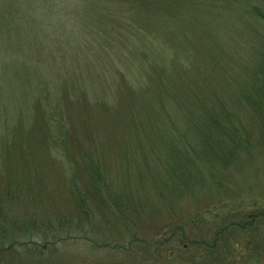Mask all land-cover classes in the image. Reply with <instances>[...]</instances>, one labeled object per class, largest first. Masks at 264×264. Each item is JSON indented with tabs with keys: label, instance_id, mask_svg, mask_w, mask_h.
<instances>
[{
	"label": "rangeland",
	"instance_id": "374dc122",
	"mask_svg": "<svg viewBox=\"0 0 264 264\" xmlns=\"http://www.w3.org/2000/svg\"><path fill=\"white\" fill-rule=\"evenodd\" d=\"M220 3L223 8L211 0H0L7 5L0 13V134L17 139L8 146L0 139V182L19 185L46 173L40 141L43 132L52 139L50 128L15 126L31 127L23 98L37 99L38 85L48 86L69 106L73 126L88 136L75 142L88 162L154 206L128 213L136 240L129 231L116 234L110 245L99 233L93 236L98 245L108 244L103 258L111 264H264V145L223 171L203 168L206 183L176 200L174 211L165 207V191L194 170L185 154L195 155L180 132L198 137V130L185 122L206 119L213 103L216 111L239 104L241 65H226L213 53L214 46L230 55L227 43L212 40L215 27L203 15L240 12L244 0ZM218 21L235 48L243 44L249 51L246 74L264 71V31L254 21L244 20L242 28ZM142 31L160 38L156 50L169 45L175 55L141 52L133 36ZM22 234L11 236L43 242ZM83 243L81 251L95 245Z\"/></svg>",
	"mask_w": 264,
	"mask_h": 264
},
{
	"label": "trees",
	"instance_id": "16d2710c",
	"mask_svg": "<svg viewBox=\"0 0 264 264\" xmlns=\"http://www.w3.org/2000/svg\"><path fill=\"white\" fill-rule=\"evenodd\" d=\"M211 1L222 7L220 0ZM5 4L0 6V13L7 6ZM203 17L208 18V23L215 27L212 40L219 37L223 43H227L225 52L228 50L230 55L214 46L213 53L221 54L222 62L226 65L240 63L237 73L241 81L237 85H243V88L240 91L239 104L228 108L224 106L216 111L218 103H213L211 114L206 119H194L190 116L185 122L198 130V137H190L186 131L180 132L182 142L189 143V149L195 155L194 158L185 154L186 159L194 163V170L189 171L184 179L175 181L173 187H170L172 191H165V207L171 211L175 209L176 200L185 198L186 194H193V187L204 182L203 168L208 167L213 173L223 171L235 165L244 154H252V151L264 145V71L261 67H256L252 77L250 73L246 74L252 62L249 51L243 44L235 48L225 34V25L221 27L218 21L222 17L228 22L237 23L240 28L243 27L244 20L254 21L260 31H264V2L244 0L240 12L215 11ZM3 25L5 22L0 18V34L4 33ZM219 26L223 31L219 30ZM151 38L153 41H150ZM133 39L141 52L154 49L170 59L175 55L169 45L164 52L156 50L159 47L155 42L161 44L160 38L144 35L143 31L133 36ZM37 95V99L23 98V105H28L25 118H28L31 127L20 124L15 129L39 131L41 128L45 130V124L48 125L52 139L48 141L43 132L40 141V145L45 147L43 157L48 160L46 173L44 176L43 173L35 174L32 176L34 179L29 178L19 185L1 180L0 264H66V261L67 264H97L96 260L100 264L108 260L107 264H111L109 259L102 257V250L110 245L113 238H118L116 234L129 231L130 235L127 236L136 240V232H131L135 224L131 222L128 213L137 215L142 210H154V206L149 207L153 204L143 193H130L125 187L115 186L110 173L104 175L100 167L88 162L82 145L78 147L75 143H81L82 136L83 139L88 136L80 132L79 127L73 126L69 106L62 100L61 95L54 94L48 86L43 85H38ZM29 109L34 111V116H31L30 111L26 112ZM25 138L28 143L29 140ZM0 139L6 146L17 141L14 135L6 137L0 134ZM182 149L185 153L186 150L183 147ZM26 159L29 160L27 157ZM37 178H43L42 182ZM53 181L57 182L56 187L51 186ZM114 222L118 226H114ZM119 226H126V229L121 231ZM13 232L38 237L43 242L35 238L20 242L11 236ZM96 233L108 244L98 245L93 240ZM84 241L95 245L90 250L81 251L85 246ZM170 241L171 239H167L166 243ZM119 264L124 263L120 261Z\"/></svg>",
	"mask_w": 264,
	"mask_h": 264
}]
</instances>
